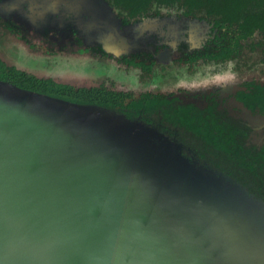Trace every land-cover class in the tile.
I'll return each instance as SVG.
<instances>
[{
	"label": "water",
	"instance_id": "obj_1",
	"mask_svg": "<svg viewBox=\"0 0 264 264\" xmlns=\"http://www.w3.org/2000/svg\"><path fill=\"white\" fill-rule=\"evenodd\" d=\"M104 115L130 132H156L190 177L196 170L209 177L206 184L197 175L189 186L204 195L195 200L202 209L210 197L233 205L217 196L223 186L264 222L262 199L155 127L0 81V264H264L251 238L226 242L201 208L164 198L123 158L94 146L87 126L95 119L114 126Z\"/></svg>",
	"mask_w": 264,
	"mask_h": 264
},
{
	"label": "flooded vegetation",
	"instance_id": "obj_2",
	"mask_svg": "<svg viewBox=\"0 0 264 264\" xmlns=\"http://www.w3.org/2000/svg\"><path fill=\"white\" fill-rule=\"evenodd\" d=\"M113 2L0 0V37L46 54L88 50L113 61L137 86H62L2 59L0 81L13 84L15 77L28 86L22 89L45 95L104 96L110 107L176 139L186 155L264 198V34H241L177 4L146 0L129 11Z\"/></svg>",
	"mask_w": 264,
	"mask_h": 264
},
{
	"label": "rangeland",
	"instance_id": "obj_3",
	"mask_svg": "<svg viewBox=\"0 0 264 264\" xmlns=\"http://www.w3.org/2000/svg\"><path fill=\"white\" fill-rule=\"evenodd\" d=\"M0 59L36 77L49 78L62 86L91 88L98 86L99 83L109 85V82L116 85L137 86L134 80L128 74L125 76L123 70L113 61L104 56L94 55L88 50L46 54L32 51L20 40L4 35L0 37ZM103 118L114 126L97 119L87 126L88 133L94 139V146L109 156L123 158L130 167L135 169L148 188L160 192L164 198L170 201L175 200L179 206L201 208L196 201L202 199L204 195L194 194L193 196L189 186L192 185L193 180H196L197 175L206 184L209 182L207 180L209 177L198 170H196L197 173L191 171L193 175L190 177L184 170L187 167L183 166L174 155L172 144L159 138L156 132H146L141 127L130 132L131 128L123 126L116 117L104 115ZM218 189L221 195L217 194V196L220 199H224L223 196L231 197L233 205L216 203L210 197L211 203L201 204L203 207L201 211L214 221L218 231L226 237V242H239L238 240L244 237L251 238L255 251L264 257V251H260L264 250V222L261 224L254 222L253 215L248 209L239 205L238 196L232 193L231 189L223 186H219ZM176 195H182L183 198L186 196L185 204L181 202L182 197L175 199ZM250 210L253 211V209ZM255 211H257L256 208ZM208 224L215 233V226L213 227L209 222Z\"/></svg>",
	"mask_w": 264,
	"mask_h": 264
},
{
	"label": "trees",
	"instance_id": "obj_4",
	"mask_svg": "<svg viewBox=\"0 0 264 264\" xmlns=\"http://www.w3.org/2000/svg\"><path fill=\"white\" fill-rule=\"evenodd\" d=\"M113 1H114L113 2L114 5L119 7H127L129 11L138 10L139 6H141L143 2L146 3V0H113ZM157 3L160 5L162 4H172V6L175 4H177L178 6L180 5L185 10L186 14L200 13L201 16H215L218 18L217 19L218 21H221L223 24L226 23L228 27H234L235 30L240 32L241 34L252 33L255 30H258L264 34V0H157ZM11 82L19 88H28V86L26 87L24 83H22L21 81H19V79L15 77H13ZM56 87H58V85H56ZM33 90L38 92H45V90L42 89L33 88ZM47 93L51 96H57L58 98L70 100L71 102H76L81 104H93L99 107L107 108L116 113H120L118 109L110 107V104L105 103L106 97L102 96L96 98L94 95H92V93L89 90H84V92L82 93L72 94V96H60L59 94L56 93V91L55 92L49 91ZM120 114L124 115V117H126L127 119L140 121L139 119L128 118L123 113ZM182 147L184 154H186L183 145ZM197 157L199 159L196 157L195 158L198 159L200 162L206 164L212 170L217 171L231 178L233 181H236L234 178L230 177L229 175L217 169L215 165L211 164L210 162L207 161L205 162L200 160L201 158L199 156ZM236 182L239 183L243 188H245L249 193L264 201L263 197L252 193L242 183L238 181Z\"/></svg>",
	"mask_w": 264,
	"mask_h": 264
}]
</instances>
